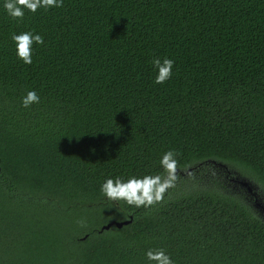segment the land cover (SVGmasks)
I'll return each mask as SVG.
<instances>
[{"label":"trees","instance_id":"16d2710c","mask_svg":"<svg viewBox=\"0 0 264 264\" xmlns=\"http://www.w3.org/2000/svg\"><path fill=\"white\" fill-rule=\"evenodd\" d=\"M25 31L44 41L29 65ZM156 57L174 61L162 84ZM169 150L161 201L103 197L107 178L166 176ZM242 179L264 204V0H64L19 22L0 7V264H264Z\"/></svg>","mask_w":264,"mask_h":264},{"label":"clouds","instance_id":"9594fccd","mask_svg":"<svg viewBox=\"0 0 264 264\" xmlns=\"http://www.w3.org/2000/svg\"><path fill=\"white\" fill-rule=\"evenodd\" d=\"M64 0H0L5 15L18 22L24 18L25 10L36 13L38 9L45 11L52 8L63 7ZM11 40L15 44V54L25 65L32 63L33 44H43V37L33 31L12 33ZM151 64L155 71V84H162L168 81L173 75L174 61L170 58H153ZM40 102V97L35 91H27L21 98V105L29 108ZM176 153L165 152L160 158L159 164L166 176L144 175L142 177L130 176L122 180L119 176L115 179L107 178L100 186L103 197L118 206L123 201L127 205L139 208H147L162 199L165 191L173 187L175 171L177 167ZM145 264H174L171 257L163 250L149 249L145 252Z\"/></svg>","mask_w":264,"mask_h":264},{"label":"water","instance_id":"95a60500","mask_svg":"<svg viewBox=\"0 0 264 264\" xmlns=\"http://www.w3.org/2000/svg\"><path fill=\"white\" fill-rule=\"evenodd\" d=\"M236 182H238L242 187H245L248 194L251 195L255 199V207L261 208L262 211H264V204H262L260 202V199L258 197L257 192L253 190V189H255V187L248 181L236 180ZM132 220L133 219L130 218L127 221H121V222L111 221L110 223L103 225L100 232H102L104 230H109L112 226H115V227L121 229L123 226L129 225L132 222Z\"/></svg>","mask_w":264,"mask_h":264},{"label":"rangeland","instance_id":"374dc122","mask_svg":"<svg viewBox=\"0 0 264 264\" xmlns=\"http://www.w3.org/2000/svg\"><path fill=\"white\" fill-rule=\"evenodd\" d=\"M243 180V179H242ZM244 181H246V180H244ZM241 186V185H240ZM242 187V186H241ZM243 188H245V187H243ZM246 189V188H245ZM259 212V211H258ZM258 214H260V213H258ZM257 214V215H258ZM259 217H261V218H264L263 216H264V214H262V215H258Z\"/></svg>","mask_w":264,"mask_h":264},{"label":"flooded vegetation","instance_id":"af4514ba","mask_svg":"<svg viewBox=\"0 0 264 264\" xmlns=\"http://www.w3.org/2000/svg\"><path fill=\"white\" fill-rule=\"evenodd\" d=\"M258 209H260V211L264 214V211H262V209L261 208H258Z\"/></svg>","mask_w":264,"mask_h":264}]
</instances>
